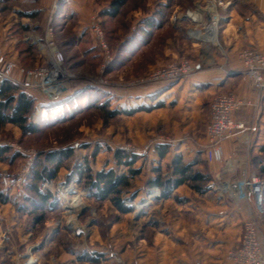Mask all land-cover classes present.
Listing matches in <instances>:
<instances>
[{
    "label": "rangeland",
    "instance_id": "374dc122",
    "mask_svg": "<svg viewBox=\"0 0 264 264\" xmlns=\"http://www.w3.org/2000/svg\"><path fill=\"white\" fill-rule=\"evenodd\" d=\"M79 1L89 11L77 37L70 32L77 20L73 13L62 10L61 0H0V18H18L5 31V38L13 34L18 40L19 60H12L17 64L13 70L20 75L17 81L25 85L19 68L47 62V37L64 56L62 93L49 98L52 101L46 105H36L34 100L28 115V122L36 124L39 131L24 134L12 124L0 127V146L9 148L0 159V192L8 197L7 201L0 199V264H192L193 256L187 250L194 244L215 242L206 227L209 216L206 212L197 216L195 212L201 195L210 198L214 195L210 190L224 194L226 210L244 213L239 224L242 231L253 212L251 203L249 206L236 200L225 188L239 181L245 172L262 179L259 165L264 162V107L263 92L257 100L256 93L252 98L242 97L234 87L193 84L189 79L210 73L209 82L221 84L238 75L252 85L243 75L239 53L245 48L264 51L248 43L243 30L230 24V13L233 11L242 22L258 8L252 0H221L224 5L217 9L218 40L213 44L195 35L205 32L206 16L201 23L192 19L207 10L210 0H127L116 17L101 15L111 0ZM65 19L70 22L68 28L64 27L68 23L63 22ZM95 22L106 37L110 59L105 58L92 34ZM49 27L51 36L47 35ZM3 46L4 42L0 43L1 52ZM233 59L238 60L239 69H232ZM180 60L197 65V70L181 79H147L149 72ZM158 83L164 85L145 93L151 84ZM228 92L255 103L235 114L236 120L245 123V129L221 143L239 136L230 157L237 159L238 169L230 177L209 172L210 162L218 166L221 163L205 158L210 103ZM138 108L134 114L125 113ZM107 110L120 113L108 118ZM158 145L168 146L163 159L156 152ZM65 148L72 155L57 169L56 177L37 182L42 193H50L51 203L40 209L44 220L35 223L33 213L26 209L30 208L29 199L37 201L30 186L35 181L30 175L36 165L38 169L52 167L44 153ZM118 149L138 156L130 167L138 173L128 178L129 184L118 195L130 210L127 213L109 199L95 198L86 178L89 172L107 170L129 176V167L115 157ZM175 155L191 166L190 173L211 176L205 185L196 183L203 187L202 192L187 181L173 191L172 197L164 199L152 186L151 180L158 174L154 168H159L164 178L173 176L171 163ZM211 183L216 185L210 188ZM74 199L82 203L79 209L72 206ZM187 226H193V231ZM259 234L264 243V211ZM235 248L227 249L222 258L237 264L228 258V252Z\"/></svg>",
    "mask_w": 264,
    "mask_h": 264
},
{
    "label": "built area",
    "instance_id": "2783aa9c",
    "mask_svg": "<svg viewBox=\"0 0 264 264\" xmlns=\"http://www.w3.org/2000/svg\"><path fill=\"white\" fill-rule=\"evenodd\" d=\"M208 5L207 10L196 13L192 19L201 23L203 15L206 16L208 23L205 32H195V35L203 41L214 44L218 40L219 14L217 9L219 6H223L224 2L210 0ZM91 31L105 58L110 59L108 44L99 24L93 23ZM47 35H52L51 27L48 28ZM46 40L49 41L47 62L33 68H19V70L23 74L24 83L28 88L38 89L49 98H57L63 91L62 64L64 56L53 41H50V37H47ZM239 57L243 75L251 80L258 100L264 92V54L256 48H245L239 53ZM16 67V62L12 60L5 63L0 71V84ZM195 70H197V65L188 60L171 61L161 68L149 72L147 79L152 82L181 79L193 74ZM253 104L255 103L238 97L234 92L213 98L210 103V119L206 127V157L209 161L222 160V141L235 132L245 129V123L235 119L236 112ZM4 183L7 184L5 179ZM215 185L212 183V186ZM227 189L236 200L246 202L249 206L251 203L250 208L254 207L253 212L244 222L239 245L228 252V258L237 264H264V243L259 234L261 215L264 211V180L245 172L239 181L229 183Z\"/></svg>",
    "mask_w": 264,
    "mask_h": 264
},
{
    "label": "crops",
    "instance_id": "0c3cea01",
    "mask_svg": "<svg viewBox=\"0 0 264 264\" xmlns=\"http://www.w3.org/2000/svg\"><path fill=\"white\" fill-rule=\"evenodd\" d=\"M49 3V0H41ZM62 1V10L69 11L74 14L75 20L77 22L71 27V36L76 35L77 37L80 35L81 31L85 27V17L88 13V8L84 7L79 0H61ZM253 3L257 6L258 12H250L244 20L238 21L234 12L231 11L230 13V24L232 26H236L238 29L243 30V38L251 44L257 45L264 51V0H252ZM14 10V9H13ZM22 10V9H20ZM11 19V21H10ZM13 20V22H12ZM21 21L24 18L20 19ZM72 22V19H69ZM10 21L11 23L8 24ZM18 18L12 19H1L0 18V43L4 42V48H2V52L0 55V68L5 65V63L9 60H14V58L18 59V51H17V38L15 35H11L9 38H5V31L8 29L14 22H17ZM67 20H63L66 22ZM68 22V21H67ZM70 22L64 24L65 28H68ZM63 32V30L61 31ZM12 33V32H11ZM240 34V33H239ZM232 69H239L240 64L238 60H232ZM210 73L204 74H197L192 76L189 80L190 82L194 83H210L212 86H218L219 88L224 87H234L238 91V93L243 96H248L249 98L255 96V92L252 88V85L249 81H242L238 75H234L232 77L227 78L224 82L220 83H212L210 81ZM9 77L13 80H18L20 75H18L17 71L12 70L9 74ZM164 84H151L148 91L145 93H151L155 89L161 88ZM210 85V86H211ZM26 91L33 96L36 105H46L49 104L50 101L49 97L43 94L38 89L27 88ZM38 91V92H37ZM144 93V92H143ZM137 95V94H136ZM141 96V94H138ZM48 97V98H47ZM262 103L264 107V92L262 95ZM264 118V115H263ZM236 138L227 139L223 142V159L220 161L221 164L219 166L214 163L217 162H210L209 163V172L213 171V175H224L230 177V174L238 169V161L237 159L230 160L231 155L235 152V148L239 143V136H235ZM205 155V153H204ZM206 158V156H205ZM207 159V158H206ZM239 162L240 159H239ZM219 175V176H220ZM240 176V175H239ZM238 178V177H237ZM236 180V179H235ZM230 181V180H226ZM182 186V185H181ZM214 190V188H213ZM213 192V196L210 198H202L206 196V194L201 195L199 201H196L195 212L198 215L202 216V213L206 212V216H209L207 221V229L211 235H214L215 242H209V245L206 244H194L193 249H189L187 251H191V256H193L194 262L192 264H232L228 261H225L222 258V255L225 253L227 249L237 247L240 243L241 231L242 226L239 224L243 220L242 217L244 216L243 212H237L231 214L228 210H226L227 204L223 199L224 194L221 192ZM187 193V192H185ZM197 195V194H196ZM203 199V200H202ZM205 211H204V210ZM182 221V217L179 219ZM188 222V221H187ZM193 227V226H191ZM191 227L187 226L188 231H193ZM178 249V248H177ZM181 250V249H179ZM178 251V250H177ZM186 252V251H185Z\"/></svg>",
    "mask_w": 264,
    "mask_h": 264
},
{
    "label": "trees",
    "instance_id": "16d2710c",
    "mask_svg": "<svg viewBox=\"0 0 264 264\" xmlns=\"http://www.w3.org/2000/svg\"><path fill=\"white\" fill-rule=\"evenodd\" d=\"M127 0H111L108 8L101 12L103 16L116 17L121 8L126 4ZM148 30V29H147ZM106 39V37H105ZM107 41V40H106ZM25 85L22 82L11 79L9 76L4 78L0 86V127L6 124H12L21 129L24 134H34L39 131V127L36 124L28 122V115L33 108L34 98L26 91ZM102 104L99 105V107ZM136 110H129L125 113L131 115ZM117 110H107L106 117H114L119 114ZM8 147L0 146V159H3V155L9 150ZM156 152L161 159L165 157L168 152L167 145H158ZM72 152L70 149H58L44 153V158L50 166H41L39 169L36 165L32 170L31 177L35 181V184L30 185L33 192L37 197V201L29 199L30 208L27 210L33 213L35 223H41L44 220L45 215L40 212V209H45L51 202L50 193H42L37 187V182L50 181L56 177V171L61 166L65 159L71 157ZM115 157L119 163L129 167L128 175H117L113 170L97 171L94 174H86L87 183L89 188L93 191L92 195L99 200H111L112 203L123 213H127L130 210L124 206L122 200L119 198L122 187H126L129 182L128 178L135 176L138 171L130 168L138 156L124 150L118 149L115 151ZM38 164V160H37ZM173 176L170 178H164L159 173V168H154L158 174L151 180L152 186H156L160 191L161 198L168 199L172 197L173 191L180 185L187 181L193 182V187L198 192L203 191V187L199 186L207 184L211 180L209 174H203L200 172L190 173L191 166L184 163L180 155H175L171 163ZM90 171L88 168H84ZM259 172L264 180V162L259 165ZM82 175V171L80 170ZM0 192V199L8 200V197H4ZM264 203V196H263ZM39 213V214H38Z\"/></svg>",
    "mask_w": 264,
    "mask_h": 264
},
{
    "label": "bare ground",
    "instance_id": "6f19581e",
    "mask_svg": "<svg viewBox=\"0 0 264 264\" xmlns=\"http://www.w3.org/2000/svg\"><path fill=\"white\" fill-rule=\"evenodd\" d=\"M225 189H227V187ZM81 205H82V203L79 200H77V199L72 200V206L74 208L79 209L81 207ZM72 223H73V225L76 226V222H75V219L74 218H72Z\"/></svg>",
    "mask_w": 264,
    "mask_h": 264
},
{
    "label": "water",
    "instance_id": "95a60500",
    "mask_svg": "<svg viewBox=\"0 0 264 264\" xmlns=\"http://www.w3.org/2000/svg\"><path fill=\"white\" fill-rule=\"evenodd\" d=\"M210 188L212 187V183L210 184V186H209Z\"/></svg>",
    "mask_w": 264,
    "mask_h": 264
}]
</instances>
